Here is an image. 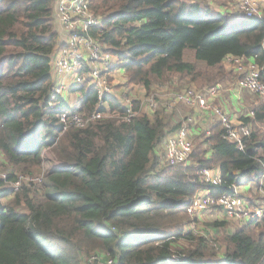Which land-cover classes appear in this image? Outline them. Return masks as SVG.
I'll list each match as a JSON object with an SVG mask.
<instances>
[{"label": "trees", "instance_id": "1", "mask_svg": "<svg viewBox=\"0 0 264 264\" xmlns=\"http://www.w3.org/2000/svg\"><path fill=\"white\" fill-rule=\"evenodd\" d=\"M88 5L101 18L88 34L117 58L127 86L148 89L171 75L196 81L201 74L184 60L185 48L213 70L208 83L224 75L227 55L252 59L264 82V10L259 18L234 5L232 17L187 0ZM53 10L52 0H0V264H84L92 250L99 264L108 257L113 264H264V218L235 221L240 226L222 236L221 256L205 235L182 230L188 203L200 189L217 196L246 183L258 186L264 140L252 132L240 151L215 124L200 137L189 164L165 166L155 149L168 132L167 117L141 115L136 100L131 107L137 114L128 121L103 116L63 129L58 116L67 104L58 96L49 105L58 44ZM86 84L75 89L81 101L70 110L81 116L97 103ZM108 102V111L126 113L116 99ZM251 111L252 120L264 121L263 102ZM174 125L169 129L180 122ZM45 152L51 156L43 158ZM45 162L53 166L36 172ZM213 167L219 185L200 178L201 170ZM20 175H41V181L13 190ZM3 198L10 200L4 204Z\"/></svg>", "mask_w": 264, "mask_h": 264}, {"label": "built area", "instance_id": "2", "mask_svg": "<svg viewBox=\"0 0 264 264\" xmlns=\"http://www.w3.org/2000/svg\"><path fill=\"white\" fill-rule=\"evenodd\" d=\"M234 3L235 8L241 11L247 17H261L264 8V0H230ZM55 16L61 27L67 32L68 37L65 46L60 48L55 55H52L51 66L58 76H74L77 84H83L88 79V83L92 85L96 91L97 103L93 112L86 116L78 112H71L64 109L59 113V121L63 129L73 124L76 127H83L87 123L99 119L103 116L110 118L116 117L123 121H128L137 111H133L131 107L132 99L130 97L120 98V103L125 109L124 115H113L108 110H101L103 104L101 96L104 92L111 91L107 75L103 69L104 64L111 65L113 56L103 51L99 42L90 37L88 29L97 27L101 24V18L93 15L89 10L88 0H52ZM101 64V69L99 65ZM224 65L234 69L240 74L237 80V89L247 91L262 98L264 102V82L260 78V70L257 65L250 62L245 57L227 55L224 59ZM219 84L216 83L210 87L201 89L185 88L171 93L166 92L168 101L166 108H171L176 104H184L187 106L201 107L209 109L213 116L218 119L224 129L223 138L233 141L236 147L243 151L246 147L251 131L248 125L239 123L232 126L230 119L224 114L223 108L213 103V99L218 93ZM65 89L62 84L53 86V94L50 97L49 105L53 106L56 99ZM115 97L116 93H115ZM118 98V97H117ZM119 99V98H118ZM156 105L154 98L148 100L146 106L152 108ZM153 110V109H151ZM104 113V114H102ZM188 122L192 118L188 117ZM187 128L180 127L175 132L169 134L164 141L165 162L169 165L184 164L191 152V139L188 136ZM189 159V158H188ZM2 179L5 174L0 172ZM201 180L212 184L221 183L218 174L211 172L209 169H203L200 172ZM41 175L25 176L20 175L19 178L11 183L13 190L18 189L21 184H31L40 182ZM257 198H247L237 191L221 193L212 196L207 191H198L194 194L186 208L189 216L204 213V211L217 210L233 221L245 223L249 220H259L264 218V174L260 177L257 186ZM84 264H99L96 254L89 255ZM101 264H113L111 258H107L106 262Z\"/></svg>", "mask_w": 264, "mask_h": 264}, {"label": "rangeland", "instance_id": "3", "mask_svg": "<svg viewBox=\"0 0 264 264\" xmlns=\"http://www.w3.org/2000/svg\"><path fill=\"white\" fill-rule=\"evenodd\" d=\"M187 1L188 2L199 3L201 6H205L206 5V6H209L211 8L212 7L222 6V7H227V8H230L231 9L232 5H234V3L232 1H230V0H187ZM53 9H54V7H53ZM263 10H264V8L262 9V12H263ZM53 12H54V24H55L56 16H55V11L54 10H53ZM233 15L234 14H232L230 16L233 17ZM58 24H59V22H58ZM183 58L186 61L193 62V63L196 64L197 70L201 74L200 77H198V79L196 81L189 82L186 79L180 81L179 80V78H180L179 76H176V75L173 76V75H171L172 78H175L176 79V83L175 84L170 83L171 82L170 80H168V81H157V82L151 83L150 84V87H148V89L145 88V92H143V94L141 96L136 97L134 94H131L134 98L143 101V105L146 107V109L149 112V114H151V115H147L148 117H152L153 114H156V113H159L160 115L162 114L164 117H167L166 118V123H167V127H169V128H171L172 125H174V123H176V117L173 115V113H176V111L179 110L181 107H183L184 104L179 103V104L174 105L171 108H166V103L168 101L167 100L168 97L166 95V92L171 93L173 91H179V90H182V89H185V88L201 89V88H204V87L213 86L217 82H219V81H217L219 78L210 77V79L212 80V82L208 83V80H207V78L205 76H206V74L212 73L213 70L209 69V66H206L203 61H201V60L200 61H197L195 59L194 51L192 49L185 48V50L183 52ZM51 62H52V60H51ZM118 65L120 67V64L119 63H118ZM99 67L101 69V64L99 65ZM224 67L227 68V69H230L231 71H233L238 76V78L240 77V74H238L237 72H235L234 69L229 68L226 65H224ZM103 69H104V71L106 73H110L109 71L112 69V66L110 64H104L103 65ZM51 70L53 71L52 66H51ZM123 73H124V71H123ZM124 76H125V74H124ZM67 77H70L71 78V82H72L73 85H75V87H78V86L83 85V84H79L78 85L77 84L78 82H77V80L75 79L74 76H72V77L71 76H67ZM107 80H108V82L110 84V86H109L110 90L111 91H115V88L116 87H115V85L113 83V78H111L109 76V74L107 75ZM125 80H126V77H125ZM85 81H86L85 83H87L86 84L87 86L92 87V85H90L88 83V79L85 80ZM236 85H237V81H236ZM75 87L73 86L72 88H75ZM72 88H70L69 86H67V88L65 89V91L71 92L70 89H72ZM219 89H220V84H219V87H218V91H219ZM236 89H237V87H236ZM238 91H240V90H238ZM95 93H96V91H95ZM241 93H243V94H249V95H252V96H256L257 97V95H254V94L249 93L247 91H241ZM101 96H103V98H102L103 104L101 106V110H107L108 109L106 106L109 105V102H108V99L109 98L118 99V98L115 97V92H114V95H111L109 92H104ZM125 97H128V92H125ZM151 98H154V100L156 101V105L154 107H152V108H149L148 106H146V104L148 103V100L151 99ZM133 100H135V99H133ZM138 100H136V101H138ZM214 100H215V98L213 99V101ZM261 100H262V98H261ZM262 102H263V100H262ZM185 106H187V105H185ZM218 106H220L221 108H223V110L225 111L224 112L225 116L230 119L227 110L222 105H218ZM190 107H192V106H190ZM194 108H197V111H199V113L203 117H205V119H208V120L213 119L214 120L213 125H215V124H220L221 125L222 124L218 119H214L213 118V114H212V112L209 109H203V108L198 107V106L197 107H194ZM151 109H153V110H151ZM140 110H141V108H140ZM180 110H182V109H180ZM251 110L249 109V111L246 112L244 114V116H242L237 121H233L232 119H230L229 121H230V123H231L232 126H237L239 123L244 122L242 120L243 118H249V117H251V120L249 122H245L243 124L248 125L249 128H250L251 134L253 132V134L256 135L257 132L261 130L260 127H263L264 128V121L252 120L254 114H253V112ZM109 112L112 113L113 115H116L117 114L115 112H111V111H109ZM140 114L143 115L142 113H140ZM113 117H110V118H113ZM187 118L181 122V124H180L179 127H177L174 131H172V132L169 133V134H171V133L175 132L177 129H179L182 126H185V128H187L186 130H187L188 136L191 139V152H190L189 156L187 157V159L183 162L184 164H181V165H187V164H189V162L191 161L190 160V158H191L190 155L196 149V147H197V145L199 144V141H200V139L197 140L196 137L191 134L192 133L191 127H195V125L196 124L198 125V123L191 116H190V118H192V121L188 122L189 119H187ZM197 119L200 120L201 121V124H202V129H201V132H200V136L202 137L204 135V131H205L206 134H208L209 131H208L207 128H209L210 126L209 127H206L207 123L204 122L203 119H200L198 117H197ZM169 128H168V130H169ZM195 128H198V127H195ZM262 132H264V131H262ZM169 134H167L165 137H163L164 139H162V141L159 143V145L155 149L156 150V153H157V157H158L160 163H162V165H165L166 164L165 157H164L165 156L164 141H165L166 137ZM258 138H259V135H258ZM50 156H51V153L50 152H45L43 154V158H49ZM48 163L49 162H45V164H43L40 167L36 168L37 169L36 172H39V171L46 172V171H48L53 166V164H51V163L48 164ZM213 168H215V167H213ZM1 169L3 170V168H2V166L0 164V170ZM209 170H211V172H213V169L212 168H210ZM215 174H218L219 177H220V173H215ZM237 182H240V179L239 178L237 179ZM208 183H210V182H208ZM210 184H212V183H210ZM219 184H212V185H219ZM243 185H239V187L240 186H243ZM7 186H9V184H7ZM239 187L238 186H234V187L230 188L229 191L232 192V191L235 190L239 194H241V195H243V196H245L247 198H257L258 197L257 188H256V196L253 197L251 195H246V194L244 195V193L242 194V191L239 189ZM199 191H207V190L206 189H200ZM223 193H226V192H223ZM9 200H10V198H3L1 201H2V203L5 204ZM185 216L187 218H186L185 222L182 225V230H190V229H193L195 231V235H205L207 237V240L208 241L211 240L212 243L214 244L215 248H213V249H214V251L217 252L218 256H221L223 254V252L225 251L224 245L221 244L222 236H224L225 233L234 231L237 227L240 226L238 223H236L232 219L228 218L225 214L223 215L221 212H219L217 210H210V211H207L206 210V211H204V213H201V214L196 215V217L189 216L188 213ZM212 223H219V224H217L218 226H216V225L215 226H212ZM178 243L181 244L182 246H185V247H188L189 246V242L187 240H185V239H179L178 240ZM90 254L93 255V250L90 251Z\"/></svg>", "mask_w": 264, "mask_h": 264}, {"label": "crops", "instance_id": "4", "mask_svg": "<svg viewBox=\"0 0 264 264\" xmlns=\"http://www.w3.org/2000/svg\"><path fill=\"white\" fill-rule=\"evenodd\" d=\"M210 9H212V12H215V13H221V14H225V13L231 14L232 13V9L227 8V7H222V6L212 7V8L210 7ZM54 27L58 34L57 36L58 44L55 48V51L53 52V55H55L60 48L65 46V42L68 37L67 32L58 24L56 19H55ZM249 61L252 62V59H250ZM111 66H112V69L109 71L110 73L108 74L111 78H113V83L116 87L114 92L116 93V96L119 98L116 100L120 103V98L123 97L125 92H128V97H130L132 100L133 99L138 100L134 98L131 94H134L136 97L141 96L143 92H145L144 86L141 84H132V85L127 86L125 84V76H124L122 69L118 66V60L116 57H112ZM223 67H224V64H223ZM224 70H225L224 75H221V77H219V79L217 80L220 82V83L217 82L220 84V89L218 93L216 94L214 102L217 105H222L227 110L230 119H232L233 121H237L242 116H244V114L248 112L249 109L251 110L255 106H258L259 104H261L262 100L258 96L256 97V96H252L249 94H243L241 93V91H238L236 89L235 73L225 67H224ZM51 80L54 86L57 84H62L65 86V89L67 88V86H69L70 88H72L73 86L75 87V85L72 84L70 77L58 76L53 71L51 72ZM170 83L175 84L176 79L173 78V80H171ZM76 88L77 87L70 89L71 92L69 91L67 92L64 89L60 94V96L62 97V101H64L65 104H67L69 110H71L73 106H75L78 102L81 101L79 91H76L75 90ZM138 101H140L138 104V112L144 115H151L147 111L146 107L143 105V101L142 100H138ZM106 107L108 108L107 110H109V106L107 105ZM180 109L177 110L176 113H173V115L176 117V122H180L181 124V122L185 120L187 117H190V116L193 117L198 123V125L196 124L195 127H198V128L191 127V131H192L191 134L195 136L197 140H199L201 137L200 132L202 129L201 121L198 120L197 117L200 119H203V121L207 123L206 127H209V126L211 127L214 123L213 119L211 120L205 119V117H203L199 113V111H197V108L184 105ZM213 118L216 119L214 116ZM176 128H172L171 130L169 129L166 135L174 131ZM260 128L261 130L257 132L256 136L258 138V135H259V139L262 140L264 138V132H262L264 131V128L263 127H260ZM2 162H3V158L0 155V163ZM212 169L214 173H219V170L217 167L212 168ZM256 188L257 186L251 183H246L243 186L239 187V189L242 191V194L244 193V195L245 194L251 195L253 197L256 196Z\"/></svg>", "mask_w": 264, "mask_h": 264}]
</instances>
